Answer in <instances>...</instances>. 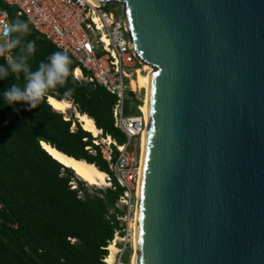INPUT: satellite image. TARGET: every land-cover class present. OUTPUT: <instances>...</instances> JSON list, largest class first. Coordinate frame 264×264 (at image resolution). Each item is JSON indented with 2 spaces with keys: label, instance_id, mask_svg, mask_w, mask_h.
Instances as JSON below:
<instances>
[{
  "label": "water",
  "instance_id": "water-1",
  "mask_svg": "<svg viewBox=\"0 0 264 264\" xmlns=\"http://www.w3.org/2000/svg\"><path fill=\"white\" fill-rule=\"evenodd\" d=\"M96 1L154 68L136 264H264V0Z\"/></svg>",
  "mask_w": 264,
  "mask_h": 264
},
{
  "label": "trees",
  "instance_id": "trees-1",
  "mask_svg": "<svg viewBox=\"0 0 264 264\" xmlns=\"http://www.w3.org/2000/svg\"><path fill=\"white\" fill-rule=\"evenodd\" d=\"M7 8L12 23L28 19L17 17L16 7ZM29 27L31 34L24 42L35 41V53L28 59L35 71L40 61L63 50L32 24ZM12 52L18 55L19 47ZM68 54L73 61L72 75L64 87L50 92L36 108L24 102L4 104L3 91L12 83L23 86V73L0 80V202L7 208L0 222V264H105L115 233L124 234L118 217L126 209L117 203L125 187L111 170L102 143L96 142L108 136L118 144L127 140L114 124L116 96L99 84L76 79L73 71L81 64ZM4 63L0 57V64ZM50 96L67 99L76 111L92 117L101 135L95 137L85 129L76 111L66 116L56 110L48 100ZM139 111L136 106L135 112ZM42 141L95 164L111 175L115 188L107 186L91 192L87 182L49 154ZM110 145L115 160L119 150L114 142Z\"/></svg>",
  "mask_w": 264,
  "mask_h": 264
},
{
  "label": "built area",
  "instance_id": "built-area-1",
  "mask_svg": "<svg viewBox=\"0 0 264 264\" xmlns=\"http://www.w3.org/2000/svg\"><path fill=\"white\" fill-rule=\"evenodd\" d=\"M11 6L17 8V17H31L36 30L80 62L81 65L73 71L76 79L99 84L116 96L113 107L114 124L126 134L127 140L123 144L114 141L119 154L112 160L111 149L107 159L119 183L125 187L117 205H125L126 212L129 215L134 212L135 215L142 166L141 141L147 124L140 104H137L139 112H126L125 91L129 87L130 93L137 99V91L131 82L145 63L133 51L131 33L123 9L120 11L90 0H0V32L3 31L4 24L12 23L7 8ZM106 177L110 182L109 186L115 188L111 175L107 173ZM6 210L4 203L0 202V222L4 221L3 214ZM126 212L124 215H127ZM118 218L122 220L124 217L122 215ZM123 230L124 234L120 239L126 241L123 248L118 247L117 250L121 252L120 264H123L121 258L130 236L133 238L130 226H123ZM118 235L117 231L113 240L116 245Z\"/></svg>",
  "mask_w": 264,
  "mask_h": 264
},
{
  "label": "clouds",
  "instance_id": "clouds-1",
  "mask_svg": "<svg viewBox=\"0 0 264 264\" xmlns=\"http://www.w3.org/2000/svg\"><path fill=\"white\" fill-rule=\"evenodd\" d=\"M32 18L16 20L4 24L0 32V57L5 63L0 64V80L10 76L24 74L25 84L12 83L2 93L5 105H15L24 102L31 108H36L44 101L50 92L58 87H64L68 77L72 75V58L67 50L54 51L46 59L40 61L35 71L31 70L28 59L35 53V41L24 42L31 34ZM15 33V36L13 35ZM19 47V54L13 55L12 50ZM69 92L73 91L68 89Z\"/></svg>",
  "mask_w": 264,
  "mask_h": 264
},
{
  "label": "bare ground",
  "instance_id": "bare-ground-1",
  "mask_svg": "<svg viewBox=\"0 0 264 264\" xmlns=\"http://www.w3.org/2000/svg\"><path fill=\"white\" fill-rule=\"evenodd\" d=\"M92 2L98 3L96 0H90ZM154 68L148 64H144L141 69L137 71V75L132 78V87L135 90L142 89V87L146 88V96L144 99V103L140 105V109L145 113V106H146V101H147V96H148V91H149V85H150V80H151V75L153 72ZM146 72V73H144ZM77 73L79 74V70H77ZM49 102L50 104L56 109L61 112H66L68 109L73 107V104L71 101L67 99H57L56 97H49ZM76 116L82 123V126L91 131L95 137H99L102 133V130L99 129L93 118H91L87 114H81L78 111H76ZM145 136H146V130L143 133L142 136V141H141V165L143 164V156H144V146H145ZM104 142H107L108 144H111L113 139L108 136L105 138H102ZM97 142V141H96ZM42 145L44 148L48 151L49 154H51L55 159L60 161L63 165L68 166L72 168L75 172V174L83 179L84 181H87L89 184L93 185H99V186H109L110 182L106 178V172L100 170L95 164L89 163L86 160H78L75 157L69 156L66 153L58 150L57 148L51 146L50 144L42 141ZM142 168V166H141ZM140 178H139V183H138V189H137V194L139 193V188H140ZM137 210L135 211V216L133 223L131 225L132 227V233H133V247H134V252L132 253L131 257V264H136V256H137V247H136V229H137ZM108 249L110 250L109 254L106 256L105 261L107 264H115V252H117L118 247L112 241Z\"/></svg>",
  "mask_w": 264,
  "mask_h": 264
},
{
  "label": "rangeland",
  "instance_id": "rangeland-1",
  "mask_svg": "<svg viewBox=\"0 0 264 264\" xmlns=\"http://www.w3.org/2000/svg\"><path fill=\"white\" fill-rule=\"evenodd\" d=\"M107 6L108 7H115V8H118V10H120L121 11V9L123 8V5L121 4V3H118V2H109L108 4H107ZM144 73H146V72H144ZM126 83H128V80H126ZM137 92H136V95H137V99H135V97H134V95H132L131 93H130V91H129V87L126 89V91H125V95H126V104H125V106H126V112L127 113H134L135 111H136V106H137V104H140V105H142L143 103H144V99H145V96H146V88L145 87H142V89L140 88V89H138V90H136ZM73 104V103H72ZM138 110H140V109H138ZM74 111H76V109H75V105L73 104V107L72 108H70V109H68L66 112H64V115H66V116H70ZM97 142L98 143H102V146H103V153H104V155L107 157L108 156V154H109V152H110V150L112 149V147H111V145L110 144H108L107 142H104L103 140H102V138L101 139H99V140H97ZM107 178V177H106ZM87 182V181H86ZM87 187L89 188V190L91 191V192H93V191H95L96 190V188H104V187H107V186H99V185H93V184H89L88 182H87ZM72 186L73 187H76L77 186V182L76 181H73L72 182ZM121 207H123V208H125V205H121ZM127 208V207H126ZM136 210V209H135ZM127 213V212H126ZM134 212H132V214L131 215H129L128 213H127V215H123V219L121 220V222H122V225L125 227V228H127V227H129L130 226V228H131V234H133L132 233V227H131V225H132V223H133V220H134ZM121 235H118L117 237H116V240H117V243H118V245H117V247H119V248H123V244H124V242L126 241H121ZM115 239V238H114ZM109 252H110V250H109ZM134 252V247H133V238L130 236V238H129V240H128V245H127V247H126V249L124 250V252H123V254H122V258H121V260H122V262H123V264H131V257H132V253ZM120 254H121V252H115V264H120L119 263V257H120ZM106 262V261H105ZM105 264H107V262L105 263Z\"/></svg>",
  "mask_w": 264,
  "mask_h": 264
}]
</instances>
